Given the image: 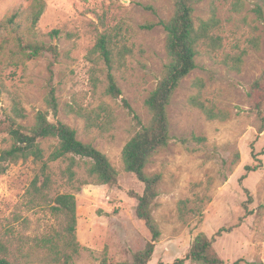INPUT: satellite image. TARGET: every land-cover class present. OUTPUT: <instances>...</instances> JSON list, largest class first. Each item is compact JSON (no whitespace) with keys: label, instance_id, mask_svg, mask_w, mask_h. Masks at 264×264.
Masks as SVG:
<instances>
[{"label":"rangeland","instance_id":"1","mask_svg":"<svg viewBox=\"0 0 264 264\" xmlns=\"http://www.w3.org/2000/svg\"><path fill=\"white\" fill-rule=\"evenodd\" d=\"M173 1L45 0L37 39L57 45L58 59L44 53L30 60L20 56L16 66L0 64V120L12 97L26 109L28 124L36 109L47 111L50 121L66 123L79 140L106 154L118 172L116 185L89 183L77 190L56 173L49 189L36 192L32 181L38 162H1L0 246L17 264H38L49 256L41 240L57 239L63 228L62 218L51 210L57 193H73L76 200L79 250L68 264H132L133 253L149 241L148 230L135 215L137 200L129 193H141L143 184L121 161V150L135 131L133 121L104 93L106 74L101 68L94 71L86 54L100 33L119 27L129 52L115 77L130 106L147 122L144 99L165 62V32L157 21L171 15ZM256 3L264 11V0H202L196 5L197 17L215 20L212 35L218 43L200 48L197 67L182 80L168 107L171 139L145 166L147 173L162 174L153 212L161 235L148 264H196L184 259L194 236L203 232L211 237L222 227L228 231L213 243L221 259L227 264H264V130L257 135L246 103L248 86L264 69V22L253 11ZM28 4L0 0V20ZM49 85L58 104L55 113L44 102ZM194 95L228 117L207 119L189 104ZM68 104L81 106L94 118L91 125L86 127V120L69 112ZM9 144L7 134L0 133V147ZM40 144L47 156L56 140L41 139ZM50 165L57 172L58 164ZM79 165L85 167L83 160ZM246 165L254 169L246 171Z\"/></svg>","mask_w":264,"mask_h":264},{"label":"trees","instance_id":"2","mask_svg":"<svg viewBox=\"0 0 264 264\" xmlns=\"http://www.w3.org/2000/svg\"><path fill=\"white\" fill-rule=\"evenodd\" d=\"M202 0H174L171 15L157 21L165 32L164 51L165 62L154 88L144 99V106L149 114L145 122L130 106L128 100L119 87L115 70L129 52L128 47L122 43L123 36L119 27L115 26L100 33L95 44L86 54V60L91 63L93 70L100 69L106 74L104 93L118 101L131 116L134 133L124 144L121 150V161L127 172L133 173L143 184L141 193L129 192L137 200L135 215L141 220L150 234L145 246L132 255V264H148L151 260L161 230L153 215L158 203L159 188L162 183L160 172L147 173L145 166L152 157L164 149L171 139L168 107L173 99L176 89L182 80L197 67L196 59L202 46H213L218 43V38L212 35L215 20L202 19L195 15L196 5ZM46 6L45 0H29L24 8H18L6 18L0 20V64L4 62L17 65L16 59L22 56L30 60L49 53L54 60L59 57L57 45L47 44L37 39L36 23L40 19ZM256 17L264 22V11L260 4L253 8ZM52 34H57L53 30ZM11 60V61H9ZM239 59L235 60V64ZM102 65V66H101ZM235 67V66H234ZM49 72L52 73L51 66ZM94 85L99 81L94 77ZM199 88L201 81L196 83ZM48 109L57 111V101L54 87L49 85V90L44 97ZM188 102L199 109L207 119H226L228 113L218 109L208 100H203L199 95L190 96ZM248 112L256 121V132L259 135L264 130V69L259 76L251 82L246 91ZM69 112L86 120V127L91 125V117L81 106L68 104ZM97 117V114H95ZM28 116L21 101L12 97L10 103L3 111L0 120V133L7 134L10 144L0 147V163L16 162L19 159H32L39 163V172L32 181L36 192L47 190L53 183V175L59 174L60 178L76 190L84 184L116 185L118 172L102 151L78 139L74 128L62 121H50L48 112L36 109L33 121H25ZM41 139H55L56 144L45 156L41 147ZM201 139V138H197ZM184 142V139H181ZM254 141L250 144V153L254 157ZM238 152L235 153L236 159ZM83 160L85 167L81 169L79 161ZM58 164L57 172L50 165ZM63 164V165H62ZM254 168L246 165L245 170ZM4 167H0L3 171ZM82 172V173H81ZM42 177L38 186L39 178ZM243 178V176L241 177ZM54 205L51 210L62 218V231L54 236L42 238L41 246L45 247L49 256L40 260L38 264H68L74 254L78 253L79 243L75 236L76 229V200L73 193H57L53 198ZM228 231L227 228L218 229L213 236L197 233L187 250L184 259L196 264H227L219 257L214 249L215 239ZM59 241V242H57ZM5 250L0 253V264H17ZM24 264H33L24 262ZM35 264V263H34Z\"/></svg>","mask_w":264,"mask_h":264}]
</instances>
